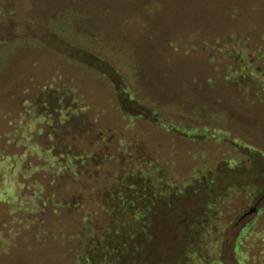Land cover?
Listing matches in <instances>:
<instances>
[{"label": "rangeland", "instance_id": "obj_1", "mask_svg": "<svg viewBox=\"0 0 264 264\" xmlns=\"http://www.w3.org/2000/svg\"><path fill=\"white\" fill-rule=\"evenodd\" d=\"M263 89L264 0H0V264H264Z\"/></svg>", "mask_w": 264, "mask_h": 264}, {"label": "trees", "instance_id": "obj_2", "mask_svg": "<svg viewBox=\"0 0 264 264\" xmlns=\"http://www.w3.org/2000/svg\"><path fill=\"white\" fill-rule=\"evenodd\" d=\"M260 84V83H259ZM264 90V89H263ZM121 206V205H120ZM138 222H140V219L138 220ZM117 223V222H116ZM134 223L129 226L133 227ZM147 226V225H145ZM113 227V226H112ZM136 227V226H135ZM133 230H128V228H126L125 226H122L121 224L117 223V227L116 229L113 230H106L103 231L102 235L100 236L99 240L94 241L92 245V252H96L99 251L100 255H102V258L105 259L107 262L102 261L101 259L99 261H94L93 257L90 255V257H86L85 260L87 262V264H124L122 262V258L127 256L129 257V261L126 262L125 264H136L138 261L136 260V258L134 256H136V254L134 255V253H131L128 249V243L129 241L131 242L132 238L135 237V235L139 232H143L146 233L147 235V230L146 228L143 229H139V231H134ZM185 230V229H184ZM183 233L181 231V235L177 238L174 239L176 240L178 243L183 244V246L188 245L191 246L193 245V242L195 241V232L197 231V229L194 227L184 231ZM183 235V236H182ZM148 237V235H147ZM150 238V237H149ZM98 253V252H96ZM182 258V256H181ZM98 259V258H97ZM102 261V262H101ZM112 262V263H111ZM157 264V263H156Z\"/></svg>", "mask_w": 264, "mask_h": 264}]
</instances>
